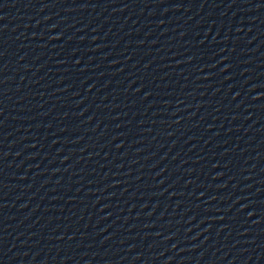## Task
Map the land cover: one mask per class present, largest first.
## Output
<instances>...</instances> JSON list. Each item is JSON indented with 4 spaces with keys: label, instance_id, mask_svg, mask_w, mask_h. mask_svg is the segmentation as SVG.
Returning a JSON list of instances; mask_svg holds the SVG:
<instances>
[{
    "label": "water",
    "instance_id": "water-1",
    "mask_svg": "<svg viewBox=\"0 0 264 264\" xmlns=\"http://www.w3.org/2000/svg\"><path fill=\"white\" fill-rule=\"evenodd\" d=\"M0 264H264V0H0Z\"/></svg>",
    "mask_w": 264,
    "mask_h": 264
}]
</instances>
